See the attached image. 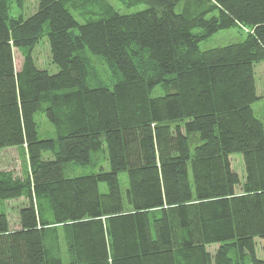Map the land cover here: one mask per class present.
<instances>
[{"label":"trees","instance_id":"obj_1","mask_svg":"<svg viewBox=\"0 0 264 264\" xmlns=\"http://www.w3.org/2000/svg\"><path fill=\"white\" fill-rule=\"evenodd\" d=\"M119 1L145 8L36 0L15 17L0 0V149L22 147L27 160L22 176L0 169V202L19 201L14 224L0 212V264H264V124L251 108L264 0ZM90 5L84 22L71 12ZM235 26L242 41L199 49ZM42 39L54 73L35 63ZM86 53L106 62L110 85L90 84ZM37 112L53 138L38 137ZM100 150L108 170L64 174Z\"/></svg>","mask_w":264,"mask_h":264},{"label":"rangeland","instance_id":"obj_2","mask_svg":"<svg viewBox=\"0 0 264 264\" xmlns=\"http://www.w3.org/2000/svg\"><path fill=\"white\" fill-rule=\"evenodd\" d=\"M109 3L115 10L120 13H130L135 12L145 8L144 3L136 4L131 7L126 6L119 0H105ZM22 6L19 8L16 0H10L9 13L12 16L22 15L24 17L30 15L36 7V0H22ZM85 12L72 10L74 17L80 21L84 22V19L89 17L91 13H97L98 8L96 6L90 5ZM246 28L242 26H235L229 29H222L216 33L210 35L206 39L199 42L198 47L200 50H206L214 47H221L228 45L230 43H235L242 41L246 34ZM23 50L14 49V65L18 70L23 57ZM33 57L35 63L40 68H46L49 73H54L57 69L51 64L50 56L48 51L47 43L44 39L40 40L34 47ZM89 61L91 63V69L96 72L95 78L90 80L91 85L97 84H108L110 85V69L108 68L106 62L103 59L96 58V56L89 55ZM254 77L256 85V93L258 99L251 104V108L255 116L262 121L264 124V61H260L254 64ZM100 81V83H99ZM163 90L157 86L152 91V96L159 95ZM35 122L37 124V133L39 138H53L55 136V128L47 120L45 115L41 112H37L34 115ZM232 167L238 172L240 176H243V166L241 155L236 153L231 156ZM26 156L24 149L22 147H8L0 149V169H6L12 171L15 175H21L26 169ZM108 170V164L105 158V152L100 150L93 154L92 161L86 165H77L69 163L64 167V174L68 177L79 176L90 174L98 169ZM118 180L120 184V189L124 193L127 186V174L125 171L118 173ZM102 191L105 190V185L100 184ZM19 201L9 200L7 202H0V212H7L10 223L14 224L16 217V207ZM60 255L64 263L68 261V256L65 251V247L62 244V237L60 236ZM215 246H210L209 250L213 252ZM256 252L258 256L264 258V247L263 241L256 239Z\"/></svg>","mask_w":264,"mask_h":264}]
</instances>
